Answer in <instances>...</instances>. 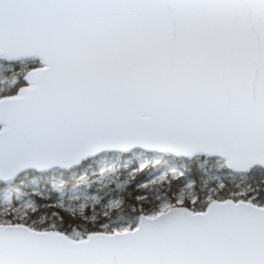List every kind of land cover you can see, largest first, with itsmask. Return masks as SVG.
<instances>
[{
  "label": "snow or ice",
  "instance_id": "snow-or-ice-1",
  "mask_svg": "<svg viewBox=\"0 0 264 264\" xmlns=\"http://www.w3.org/2000/svg\"><path fill=\"white\" fill-rule=\"evenodd\" d=\"M0 264H264V0H0Z\"/></svg>",
  "mask_w": 264,
  "mask_h": 264
}]
</instances>
